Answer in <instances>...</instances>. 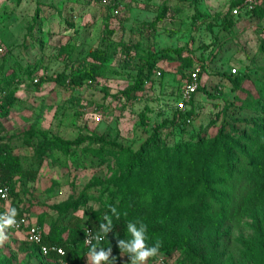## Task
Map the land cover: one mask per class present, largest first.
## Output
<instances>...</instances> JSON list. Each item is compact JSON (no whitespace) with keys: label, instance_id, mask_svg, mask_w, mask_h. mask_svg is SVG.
I'll list each match as a JSON object with an SVG mask.
<instances>
[{"label":"rangeland","instance_id":"rangeland-1","mask_svg":"<svg viewBox=\"0 0 264 264\" xmlns=\"http://www.w3.org/2000/svg\"><path fill=\"white\" fill-rule=\"evenodd\" d=\"M234 1L0 0V80L18 81L14 95L20 100L1 119L0 142L19 155L22 170L14 178L15 189L4 208H16L29 224L37 225L41 219L44 233L57 225L66 235L75 219L81 227L90 218L101 221L107 214L108 186L121 175V167L114 159L99 165L80 148L60 155L62 162L45 157L39 163L37 140L30 134L42 132L48 139L69 141L101 137L124 149H138L150 136L140 115L154 123L172 119L179 93L194 68L182 66L173 52L177 49L182 56L190 55L195 66L201 65L199 58L208 59L212 50L219 55L200 71V82L210 96L201 91L193 96L197 114L184 132L159 131L156 156L162 155L163 147L188 141L192 133L207 139L221 129L233 138H251L250 149L258 147L260 141L251 129L264 130V102L258 100L264 90V33L260 21L244 11L233 17L231 31L224 29L222 20L231 16ZM154 53L165 54L144 89L125 98L124 91L133 86L139 68ZM96 54L106 60L97 61ZM100 65L103 75L74 84ZM232 68L236 73H231ZM229 72L237 80L235 89L227 79ZM225 101L235 105L227 108ZM194 163L198 172L199 151ZM238 169L245 171L241 165ZM147 171L154 172L155 166L149 163ZM31 173L34 180L28 177ZM251 224L245 218L221 231L225 264H264L259 247L245 257L239 243L252 234ZM6 233L9 239L0 246V264L3 260L62 264L36 257L24 242L23 231L8 228ZM89 250L83 248L80 264H87ZM178 257L174 252L148 264H177ZM118 264H130L127 253L120 252Z\"/></svg>","mask_w":264,"mask_h":264},{"label":"trees","instance_id":"trees-1","mask_svg":"<svg viewBox=\"0 0 264 264\" xmlns=\"http://www.w3.org/2000/svg\"><path fill=\"white\" fill-rule=\"evenodd\" d=\"M242 1H234L231 9ZM252 15L260 21L261 27H264V4L255 5ZM222 23L224 29L231 31L235 21L231 15L224 18ZM173 52L182 62V66L195 67L197 62L190 55L182 56L181 49ZM164 54L154 53L146 57L133 80V86L124 91L125 98L144 89L153 67ZM218 55L217 50H212L208 59L199 58L202 62L200 71L204 72L205 63L217 60ZM93 57L101 63L106 60L104 55L96 54ZM96 69V72H87L76 79L74 84H84L86 79H93L97 73L103 75V66H97ZM201 72L198 73L197 90L192 95L188 108L177 109L172 119L160 123L150 121L144 113L140 115V123L150 132V136L134 151L124 149L115 141L101 137H94L90 141H87V138L69 141L58 137L48 139L46 133L42 132L30 134V139L37 140L35 153L39 163L45 157L62 162L60 155L65 156L71 150L80 148L81 153L91 156L99 165L114 159L121 167V175L114 185L108 186L109 193L105 201L106 215L112 220V231L101 233L100 224L106 223L104 218L101 221L90 218L83 227L75 219L66 235L61 234L57 225L53 226L47 233L42 232V243L61 247L64 254L42 256L37 252L35 245L24 239L34 250L36 257L55 259L62 264H80L83 248L91 247H85L83 243V229L89 227L104 237L99 243L96 241L92 244L97 246L96 251L99 252L101 248L107 251L111 248L112 256L116 257L114 264H118V240L129 241L132 238L127 231V223L142 221L147 225L146 243L152 246L157 241L161 242L159 256L153 259H164L178 252L177 264H225L219 244L221 231L229 224L238 223L245 218L252 220V234L239 240L244 256L254 253L255 247L264 252V130L258 127L251 129L252 134L260 141L255 149H250L251 146L247 144L251 138H244L243 135L239 139L233 138L221 132L224 131L221 129L216 136L207 139H203L198 132L192 133L188 141H179L170 148L163 147L162 155L156 156L159 151L156 142L159 131L168 129L170 132H184L196 118L193 96L200 91L210 96L200 82ZM226 76L235 89L237 80L231 77L234 75L229 72ZM16 82L18 81L14 79L0 80V130L1 119L7 117L12 106L20 103L14 95ZM258 100L264 102V90L259 92ZM232 105L235 104L227 101L224 103L227 108ZM260 107L259 104L258 108ZM95 144L98 146L94 147ZM198 151L200 168L196 172L194 157ZM149 163L155 166L154 172L147 171ZM239 165L245 173L240 172L243 170L238 169ZM21 174V158L12 153L9 145L0 142V184L6 185L12 194L16 183L14 178ZM28 177L34 180L35 173L29 174ZM85 198L93 197L85 195ZM112 207L119 213L118 219L111 212ZM2 213L0 208V214ZM22 217L25 216L19 213L17 219ZM41 224L40 219L37 226ZM2 264L12 263L3 260Z\"/></svg>","mask_w":264,"mask_h":264},{"label":"clouds","instance_id":"clouds-1","mask_svg":"<svg viewBox=\"0 0 264 264\" xmlns=\"http://www.w3.org/2000/svg\"><path fill=\"white\" fill-rule=\"evenodd\" d=\"M5 195L4 190L0 189V196ZM111 212L119 218V213L112 207ZM18 211L14 207H9L7 210L0 214V246H3L5 242L9 239L6 229L18 226L17 216ZM106 223L100 224L101 233L107 234L112 231V220L109 216L104 217ZM127 231L131 235V240H118V247L120 252H125L130 258V264H148L150 259L159 256L161 249V242L157 241L154 245L149 246L146 243L147 240V225L142 221L128 222ZM103 235L96 234L92 236L89 233L86 243L90 244V250L87 254V264H101V261L108 262V264H114L116 257L112 256V249L108 248L107 251L101 248L99 252L96 251L97 246L92 245L93 239L99 243L103 239ZM109 257L111 260L109 261Z\"/></svg>","mask_w":264,"mask_h":264},{"label":"built area","instance_id":"built-area-1","mask_svg":"<svg viewBox=\"0 0 264 264\" xmlns=\"http://www.w3.org/2000/svg\"><path fill=\"white\" fill-rule=\"evenodd\" d=\"M105 1V0H103ZM257 4H264V0H243L238 6H235L231 9V15L232 17H238L241 15L242 11H244L247 15H252L255 5ZM262 33H264V27H261ZM200 72V67L195 66L189 73V77L187 79V82L185 83L183 89L179 93V98L177 102V109L178 110H184L186 108V105L190 102L192 95L196 92L197 86H198V73ZM231 73H236V69L232 68ZM34 82L36 83L37 80L34 79ZM0 189L4 190L5 195L0 196V208L3 210V213L6 211L4 208V203L9 198V190L8 187L4 184H0ZM26 217H22L20 219H17L18 226L9 228L14 231H23L25 240H27L29 243L35 245L37 247V252L42 256H48L50 254H55L57 256H62L64 254V251L61 247H57L54 245L48 246L42 243V230L39 226L36 224H29L27 223ZM89 233L92 234V236H95L97 233H95L91 228L84 227L83 229V243L85 247H89L90 244L86 243V239L89 236ZM96 242L95 239L92 240L91 244Z\"/></svg>","mask_w":264,"mask_h":264}]
</instances>
